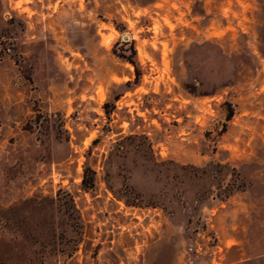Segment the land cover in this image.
I'll use <instances>...</instances> for the list:
<instances>
[{
    "label": "rangeland",
    "instance_id": "374dc122",
    "mask_svg": "<svg viewBox=\"0 0 264 264\" xmlns=\"http://www.w3.org/2000/svg\"><path fill=\"white\" fill-rule=\"evenodd\" d=\"M0 264H264V0H0Z\"/></svg>",
    "mask_w": 264,
    "mask_h": 264
},
{
    "label": "trees",
    "instance_id": "16d2710c",
    "mask_svg": "<svg viewBox=\"0 0 264 264\" xmlns=\"http://www.w3.org/2000/svg\"><path fill=\"white\" fill-rule=\"evenodd\" d=\"M86 174H87V173H86ZM83 185H84L86 188H89V184H88V180H87V175H86L85 178H84Z\"/></svg>",
    "mask_w": 264,
    "mask_h": 264
},
{
    "label": "water",
    "instance_id": "95a60500",
    "mask_svg": "<svg viewBox=\"0 0 264 264\" xmlns=\"http://www.w3.org/2000/svg\"><path fill=\"white\" fill-rule=\"evenodd\" d=\"M125 39H128L127 37H125Z\"/></svg>",
    "mask_w": 264,
    "mask_h": 264
}]
</instances>
